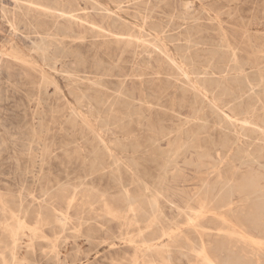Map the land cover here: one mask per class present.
<instances>
[{
	"label": "bare ground",
	"instance_id": "1",
	"mask_svg": "<svg viewBox=\"0 0 264 264\" xmlns=\"http://www.w3.org/2000/svg\"><path fill=\"white\" fill-rule=\"evenodd\" d=\"M107 1L113 3L118 10H124L134 19L133 22H128L121 21L120 18V20L113 19L107 13L102 15L104 19H108V26L111 22L119 21L120 23H114L113 26L122 25L123 29L128 30V32H118L110 29L112 37L102 40L109 58L119 52L122 54L121 58H124V54L131 53L138 46H143V50L149 52L162 65L160 72L150 71L152 68L148 65L141 67L140 70L160 74L165 69V77H151V80L155 81V86L163 92L180 90L183 94L180 106L192 108V113L183 119L177 108L171 107L170 111H167L149 106V109L147 108L149 113L156 112L155 114L170 116L171 119H178L180 123L169 128L163 123V119L158 122L159 124L150 120L147 129H144L140 127L143 125L144 111L134 118L126 112L116 111L111 103L110 115L99 114L102 122L107 123H111V118L120 116L119 132L122 137L116 135L118 132H114L112 145L106 141L101 130L99 131L90 119L81 116L75 108L71 112L70 125L75 126L80 122L88 138L92 139V169L101 172L107 156L117 161L113 149H120L126 154L122 163L123 171L117 169L119 173H115L120 179L118 189L122 193L120 198L122 205L115 207L106 200L103 203L106 215L117 219L121 225L134 227L137 232L135 236L129 238L120 237L126 247L134 250L132 263L139 264L138 261L141 259L145 264H172L170 261L173 253L178 252L186 257L187 254H193L196 261L190 260L189 264H262L264 262V173L251 167L242 170L234 164V157L240 151L243 153V164L250 161L261 163L260 158L264 153V14L256 16V32H252L247 25L239 28L237 27L239 23H235L234 26L223 24L222 7L212 6L209 9L204 7V10L196 12L194 0ZM199 1L202 6L206 5L205 0ZM13 2L14 5L9 10L1 6L3 13L6 11L11 13L12 19L8 21L12 30L16 31L17 23H26L30 18L40 27H44L45 20L42 19L44 15L55 25L54 35L42 37L40 44L36 42L38 44L36 50L44 63L51 68H56L58 53L71 54L78 63L84 62L79 58L78 49L68 47L65 41L62 42L63 40L58 38L59 34L72 33L73 35L66 36L77 38V29L84 26L92 33L106 36L103 34L106 29L94 18L87 19L88 23H83L81 20L85 14L84 10L89 6L92 9L102 6L98 0H13ZM103 9L109 11L107 6ZM139 38H142V41H139ZM73 40L70 41L73 43ZM96 44L100 42H93L94 50L97 49ZM54 46L56 48L51 49ZM11 55L25 61L28 68L38 70L45 82L53 83L48 72L39 67L38 63L26 58L20 49L13 48ZM177 58L182 60L178 62ZM62 70L68 71L66 64L62 65ZM67 80L72 82L75 89L76 73L68 72ZM94 81L96 84H101L102 80ZM114 97L115 101L117 99L124 106L133 103L130 95L124 90H120ZM95 99L98 101V97ZM1 101H4V98ZM225 108L232 113H227ZM211 117H215L216 120H211ZM41 132L43 133L42 129ZM173 132L176 133L172 137ZM164 138L167 139L169 151V155L165 158L158 156V152L165 151L162 147ZM223 148L226 152L229 150L233 153V161L228 163L231 164L230 174H226L220 165L224 161V154L219 151ZM75 150L74 158L81 159V153ZM191 150L197 153L195 161L197 167H206V170L199 172L200 175L196 177L200 182L199 188L186 191L181 189L178 183L186 182L187 177L180 176L175 171L180 169L177 163L180 155ZM212 150L218 153L217 161L208 165L210 162L204 159L211 155ZM0 155L2 156V153ZM141 157L144 162L139 160ZM41 158L43 159V156ZM161 162H163L162 172L154 176L156 177L154 183L150 184L149 180L154 177L148 164ZM120 167L119 165L118 168ZM170 168L172 172H169ZM123 172L131 176L137 194H133L131 189L127 188L123 181ZM170 174L173 183L178 185H167ZM183 196L187 200L182 206L176 202V197L183 198ZM2 198L0 214L10 217L11 221H5L7 223L0 229V260L4 264H15L18 261L22 236L29 232L30 244L28 243L26 252L29 256L34 253L31 241L40 235L39 226L31 227L27 220L36 219L41 225L55 224L53 217L57 213L55 207L49 203L40 204L35 210L19 205L20 212L16 213L14 207L18 206H13L15 199ZM76 199L74 195L67 202L68 210L76 206ZM164 203L178 213L188 214V226L181 227L175 222H169ZM142 215L146 216L144 226L141 224ZM162 218L168 225L160 226L161 235L155 233L151 234L152 237H148V229L153 226L158 227ZM216 220L223 225H211L212 221L216 222ZM98 230L100 229L92 224L87 227L84 236L91 244L96 242L95 233ZM191 233H196L199 239H193ZM236 242L239 243V249L234 248ZM110 243L115 245L114 240ZM53 245L49 246L53 247ZM53 259L59 260L58 253H54Z\"/></svg>",
	"mask_w": 264,
	"mask_h": 264
},
{
	"label": "rangeland",
	"instance_id": "2",
	"mask_svg": "<svg viewBox=\"0 0 264 264\" xmlns=\"http://www.w3.org/2000/svg\"><path fill=\"white\" fill-rule=\"evenodd\" d=\"M98 1L100 6H102L97 9L95 8L96 10L89 6L84 10L85 14L81 20L83 23H88L87 19L92 20L94 18L100 26H103L107 30L103 32L106 36L92 33L84 26L77 29V38L66 36L73 35L72 33L59 34L58 38L63 40L62 42L65 41L68 47L78 49L79 58L84 62L78 63L76 58L71 54L58 53L56 55L58 56L56 68H51L44 63L38 50H36L38 49V44L41 43L42 37L54 35L55 33L56 27L51 23V19L46 17V15L42 16V19L45 20V26L40 27L30 18L26 23H17V30L14 31L8 21L12 19L11 13L8 11L3 13L1 11L2 5L9 10L13 7L14 2L13 0H0V78L3 80L0 79V89H2L0 90V154L2 153V156L0 155V199L2 197V199L14 198L15 203L13 206H18L14 207L16 213L20 212L19 205L35 210L39 208L40 204L45 205L46 203L52 204L57 213L53 217L55 224L41 225L36 219L27 220L31 227L39 226L40 235L31 241L34 253L29 256L26 253L28 249L27 245L28 243L30 244L29 232H26L22 236L23 238L21 237V248L16 263L133 264L134 250L126 247L120 237L129 238L135 236L137 232L134 227L121 225L117 219L106 215L103 203L106 200L115 207H121L122 205V200L120 199L122 193L118 189L120 179L115 176V173H119L117 169L123 171L122 163L125 160L126 154L120 149H113L117 161L107 156V161L101 167V172L92 169V139L88 138L80 122L75 126H71L69 123L72 117L71 112L74 108L81 116L90 119L99 131L101 130L100 132L110 145H112L111 139L115 137L114 132H118L116 135L122 137V134L119 132L120 116L111 118V123L102 122L100 119L99 113L103 116L110 115L111 103H113L112 108L116 111L126 112L130 117L134 118H137L139 113L144 111L143 125L140 126L144 129H147V124L150 120L159 124L158 122L163 119V123L169 128L175 127L180 123L178 119H171L170 116L158 113L157 115L155 114L156 112L149 113L147 111L149 106L163 110L166 109L167 111H170L169 108L171 107L177 108L183 119L192 113L191 107L180 106L183 95L180 90L173 89L169 92L164 90V93L159 87L155 86V81L151 80L153 76L165 77V69L160 74H151L140 70L141 67L148 65L152 68L150 71L160 72V66L162 65L149 52L144 51L143 46H138L131 53L124 54V58H121L122 54L120 52L109 58L102 40L112 37L109 32L110 29L118 32H128V30L123 29L122 25L113 26L114 23H120L119 21L111 22V25L108 26V19H104L102 15L107 13L113 19H121V21L125 20L128 22H133L134 19L127 15L124 10H118L113 3L107 0ZM205 1L206 5L202 6L199 0H194V10L200 12L204 10V7L207 9L212 6L215 8L222 7L223 13L221 14V19L223 24L234 26L235 23H239L237 26L239 28L247 25L252 32H256V16L264 14V5H262L264 0ZM104 6L109 8L108 12L104 11ZM129 10L132 11V9ZM70 40H73V43ZM138 40L142 41V38ZM94 41L96 43L97 41L100 42V44H96L98 52L93 49ZM13 48L20 49L26 58H29L32 62H36V64L38 63L39 67L44 68L53 83L45 82L38 70L28 68L25 61L14 58L11 55ZM55 48L56 46L54 48L51 47V49ZM181 60V58H177L178 62ZM63 64L67 65V72H63ZM68 72H71V74L72 72L76 73L77 82L75 89H73L72 82L67 80ZM1 73L3 74L1 75ZM96 79L102 80V85L100 83L96 84L94 81ZM57 85L59 88H57ZM120 90L128 93L133 103L125 104L124 106L117 99L116 102L114 96ZM78 94L80 97H78ZM96 97H98V101L95 99ZM3 98L4 101H1ZM225 110L229 114L232 113L228 108H225ZM211 118L213 121L216 120L215 117ZM133 125L136 124L133 123ZM175 133L171 134L172 137L175 136ZM162 143L165 151L158 152V156L165 158L169 155L167 139L164 138ZM75 149L81 153L85 161L82 158H74ZM219 152L222 155L224 154V161L220 165L226 174H230L231 164L229 165L228 163L233 161V153L229 150L226 152L224 148ZM217 154V151L212 150L211 155L204 160L210 162L208 165L214 164L217 161ZM242 155L243 153L240 151L235 155L234 164H237L244 171L251 167L259 169L264 173V153L260 158L261 163L250 161L243 164ZM42 156L43 159L41 158ZM139 160L144 162L142 157ZM177 160L180 169L175 172L180 176L184 175V177H187L186 182L180 181L178 183L180 184L179 187L186 191H194L199 188L200 182L196 180V177L200 175L199 172L206 170V167L199 168L195 164L197 160L196 151H186ZM157 163L148 164L150 165V172L153 177L162 172L163 162ZM119 165L121 166L120 168H118ZM169 172H172L171 168ZM122 176L127 188H130L133 194H137L136 185L132 182L131 176L124 172ZM155 178L149 180L150 184L154 183ZM170 184L178 185L177 183H173L172 174H170L167 182L168 186ZM74 195L77 198L76 206L68 210L67 202ZM186 200L184 196L183 198L176 197V202L182 206L186 204ZM21 202L24 203L22 204ZM193 204L197 205L195 202ZM84 206L86 207L84 208ZM164 206L167 217L170 219L169 222H175L181 227L188 226V214L185 212L178 213L169 206H166V204ZM64 216H67V218H64ZM0 219V229L5 223L11 221L10 217H5L2 214H0ZM141 220V224L144 226L146 224V216L142 215ZM161 220L162 222H160L158 227L153 226L148 229V237H152L151 234L155 233L158 236L161 235L159 234L161 232L160 226L168 225L164 218ZM90 224L100 229L95 233L97 237L95 239L96 242L93 244L88 242L84 236ZM211 225L221 226L223 223L216 220V222L212 221ZM191 237L195 240L199 239L196 233H191ZM113 240L115 245L110 243ZM49 245H53V247ZM234 248L239 249L238 242L235 243ZM54 253H58L59 260L53 259ZM156 256L159 259L158 255ZM7 258L10 259L9 256ZM195 259L192 253L187 254L186 257L175 252L170 262L172 264H189L190 260L196 261ZM138 262L139 264H145L141 259ZM0 264L4 263L0 260Z\"/></svg>",
	"mask_w": 264,
	"mask_h": 264
}]
</instances>
